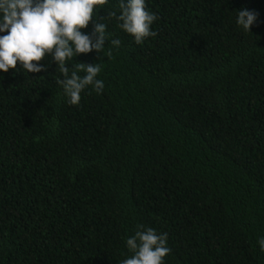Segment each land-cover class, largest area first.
Masks as SVG:
<instances>
[{"label":"trees","instance_id":"1","mask_svg":"<svg viewBox=\"0 0 264 264\" xmlns=\"http://www.w3.org/2000/svg\"><path fill=\"white\" fill-rule=\"evenodd\" d=\"M145 3L157 36L106 18L120 45L68 62L102 69L78 105L50 56L0 71V264H118L137 225L167 233L164 264H264V0Z\"/></svg>","mask_w":264,"mask_h":264},{"label":"clouds","instance_id":"2","mask_svg":"<svg viewBox=\"0 0 264 264\" xmlns=\"http://www.w3.org/2000/svg\"><path fill=\"white\" fill-rule=\"evenodd\" d=\"M106 0H0V71L7 73L16 69L18 62L28 73L47 71V66L39 62L46 56L55 62L62 74L57 83L62 86L70 105H78L81 93L91 87L102 93L104 82L97 79L101 72L100 63H76L68 67V62L80 54L104 53L105 42L119 46L120 40H109L106 35V18L115 17L119 27L135 38L137 44L149 36L158 35L151 25L158 16L146 10L145 0H120V15L109 12L100 17L93 32L82 33L93 19L94 9ZM257 14L248 10L237 11L236 23L244 31H251ZM110 55V53H109ZM37 62V63H34ZM84 72L83 76L78 73ZM167 233H158L154 228L137 225L135 234L126 238V246L132 255L121 259L118 264H164L170 253L167 247ZM264 251V237L258 240Z\"/></svg>","mask_w":264,"mask_h":264}]
</instances>
